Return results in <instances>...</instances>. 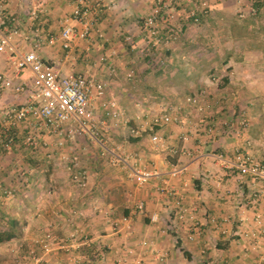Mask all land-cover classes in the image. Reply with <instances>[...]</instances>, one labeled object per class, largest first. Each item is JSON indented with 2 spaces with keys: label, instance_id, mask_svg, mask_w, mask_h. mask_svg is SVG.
Returning a JSON list of instances; mask_svg holds the SVG:
<instances>
[{
  "label": "crops",
  "instance_id": "0c3cea01",
  "mask_svg": "<svg viewBox=\"0 0 264 264\" xmlns=\"http://www.w3.org/2000/svg\"><path fill=\"white\" fill-rule=\"evenodd\" d=\"M188 1L193 2L173 0L171 9L159 21L163 46L152 49L148 47L149 54L157 51L170 59L179 53H191L189 48H185L187 44L180 48L168 44L170 37L175 39L180 36L170 31L167 25L178 16V11H174V8L178 9L183 5L184 10H188L191 8ZM221 1L200 0V6L209 2V8L197 12V24L202 22L203 26L205 20L212 24L221 20L223 15L217 9L231 4V0ZM76 3L75 0H0V25L16 28L17 38L12 44L18 53L35 50L44 62L54 66L61 74L82 73L106 82V98L116 100L120 112L114 123L118 125L119 132L126 129L129 135L122 139L118 133L117 141L120 142H110L112 129L109 131L108 121L113 119L100 107L97 99L92 101L95 124L97 129L105 128L102 132L105 141L97 138L101 142L99 143L87 134L98 151L95 154L86 150V158L84 155L82 158L76 156L81 155L85 147L75 141L79 134L86 133H79L73 139L64 138L63 144L58 145L57 142L63 137L37 123L33 124V130H37L36 145L23 146L25 156L17 160L14 157L18 156L16 147L25 145L24 138L32 131L27 125L12 127V147L7 152L2 149L1 152H6L4 155L0 153V192L10 190L9 185L19 173L25 186H31L32 189H22L19 196L21 206L11 209L9 198L0 194V216L4 219L5 226L2 229H8L13 221L19 233L20 229L36 230L43 225L45 228L54 226L63 232L67 227L77 228L82 225L87 233V240L74 242L75 239H72L69 246L76 249L80 245H87L88 249L82 254L79 252L71 254V257L67 256L72 264H264V225L255 239L244 236L245 232L257 228L252 219L254 212L264 213V191L251 175L242 176L235 168L214 157V154L221 153L224 160L233 162L236 154H246L264 164V112H260L257 118L252 116L244 132L237 127L232 132H225L231 135L219 130L210 136L208 131L185 126L182 117L179 118L182 114L180 108L172 105L168 107L164 103L156 105L153 100L179 99V92H172L171 89L168 91L169 86L172 89L201 88L204 84L211 83L206 73L214 69L216 59L209 58L206 61L203 56L206 52L204 48L200 52V57L203 58L197 57L196 62L189 63L188 60H180L178 56L172 62L161 59V65L158 66L157 63H151L152 58L145 56L144 62L130 64V56L145 52L147 48L141 23L149 14L154 0H105L106 7L98 15L97 24L88 38L69 41L65 48V40L61 38L65 25L63 20L70 15ZM35 7L43 11L36 19H31L29 13ZM180 19L183 20L182 35L186 36L187 31L191 30L187 26L194 22L193 18L182 16ZM67 24L79 26L74 20H69ZM200 30L197 31L199 39L204 36V32ZM129 35L133 37L132 43L126 41ZM50 36L55 38L53 44L47 42ZM17 56L18 54H0V71L13 76V60ZM101 56L104 57L103 60H100ZM226 60L224 63L229 66L230 61ZM129 67L137 72L133 78H130L131 73L125 71ZM153 67H157L158 71L151 74ZM190 69L196 71L195 76L189 74ZM122 73L128 77H119ZM158 76L162 77L157 79ZM18 82L23 84L22 90L2 88L0 99L6 100V103L11 100H19L20 103L29 100L32 94L31 79ZM184 91L182 96L186 99L190 93L186 89ZM260 99L262 100L261 97ZM135 101L138 103L134 104ZM144 101L147 102L145 105L142 103ZM131 105L136 108L133 109ZM163 113L171 114L177 121L156 125L152 131L143 130L141 125L145 117ZM64 128L77 129L78 125L69 123ZM131 129H137L138 133L132 134ZM154 133L161 136L164 142L162 147L151 141V134ZM184 135L187 136L186 140L181 138ZM129 136L138 139L131 142ZM112 144L115 147L110 148L109 145ZM105 148L108 151H104ZM26 149H33L35 152L31 154L33 152ZM174 149L178 151L175 155L171 153ZM120 158L129 166L161 174H167L171 165L175 164L185 165L186 171L167 178V190L175 193L169 195L157 189L159 182L154 179L143 185L136 183ZM14 160L25 161L23 168L29 169L12 176ZM77 170H84L87 174L86 185L80 188L83 190L81 194H76L69 182L73 180V172ZM34 184L37 188L41 187L39 192H43L46 186L50 187L47 194L52 199L59 196L66 201L59 204L58 200H52L53 205H48L51 210L46 209L47 205L43 202L38 203L36 208L31 207L28 200L35 195L32 191ZM177 199L187 209L184 219L176 215ZM140 203L144 205L141 212L137 210ZM30 215H36V218L31 219ZM154 215L158 218L156 221L151 219ZM123 217L129 220L130 232L123 228ZM28 238L31 237L26 235V239ZM18 239H22L20 235ZM142 239H149L150 244L142 247L139 244ZM12 240L14 238L0 243V248L10 244ZM54 240L60 241L56 237ZM59 241L55 244L60 243ZM97 247H103L106 253L93 256ZM160 253L166 254L162 263L157 260ZM61 256L51 253L46 260L57 264L63 261ZM5 257L3 254L0 260L7 262ZM32 261H28V264H33Z\"/></svg>",
  "mask_w": 264,
  "mask_h": 264
},
{
  "label": "rangeland",
  "instance_id": "374dc122",
  "mask_svg": "<svg viewBox=\"0 0 264 264\" xmlns=\"http://www.w3.org/2000/svg\"><path fill=\"white\" fill-rule=\"evenodd\" d=\"M192 1V3L191 1H188L191 5V8L189 7L188 10H184L185 8L183 7V5H180L178 9L175 7L174 11H178V16L172 19L171 23L169 22L167 24L170 31H174L175 35H180L175 39L173 37H170L171 39H168V44L173 45L177 48H180V46L183 44H187L185 48H189V50H191V53L190 51L187 53H179L177 55H174L173 57H170V59H167L164 54L160 55L157 51L155 52V54L152 53L150 55H148V52H141L138 54H134L135 56H130V64L144 62L145 56H149L150 58H152H149L150 61H152L151 63H157L158 66L161 65V59L164 61L168 60L172 62V59L173 61H176L179 57L180 60H188L189 63L196 62V58L202 55L200 53L201 50H204L205 48L206 52L205 54H203L205 60L208 61L209 58L216 59L217 63L216 66L213 67L214 69H211L206 73V76L211 79V83L204 84L201 88H184L188 90L187 93H190L187 95V97H195L196 102L192 104L191 102L187 101L184 96H182L185 93L184 89H172L170 88V86L168 91H170V89L172 90V92L177 90L180 96L179 99H175L174 101H167V99L163 100L162 98H160L153 100V102L156 103V105L164 103L167 104L168 107L169 105L177 106L178 109L180 108L179 111H181L182 113L181 116H178L179 118L182 117L185 126H192L196 129H203L204 131H208V135L210 136H212V134H215L219 130H221L222 132L224 131L223 134L231 135V133L225 132L227 130H230L232 132V129L234 127H237L241 132H244V128L249 125V119L252 116H256L257 118V115L261 114L260 112H264V0H231V4L217 9V12L221 13L224 16H222L221 20H218V22L216 23L213 22V24L205 20L203 26L201 24L202 22H200V24L191 22L192 24L187 26L191 30H188L185 36V34L182 35L181 24L183 23V20H181L180 18L182 16H188L190 18L191 12H199L201 7L200 3L202 2H200V0ZM219 2L222 1L219 0ZM208 3L205 2L206 5H203L206 10L209 8ZM188 23H190V21ZM201 28L202 30H200ZM199 30L204 32V36L201 39L197 37V31ZM16 38L17 36L15 34L11 35V42L15 43ZM225 59L230 61L229 66L224 63ZM125 71L132 74L130 78L136 76L137 73L133 67H129ZM157 71L158 69L157 67H155L154 69H152L151 74ZM190 71L191 72L189 74H194L193 76H195L196 71L194 69H190ZM185 73L186 72H184V74ZM119 77L127 78L128 76L122 73ZM161 77L162 76H158L156 78L160 79ZM225 78L228 79L227 83L225 82ZM29 79H31L30 70L28 68H25L19 75V79L17 81L20 80L26 82ZM1 93L2 90H0V94ZM260 97L262 98V100L260 99ZM6 102V100L0 99V111L3 110L2 116L4 111L8 108L22 104L19 100H11L8 103ZM135 103L138 102L135 101L134 104ZM142 103L145 105L147 102L144 101ZM132 105L131 107L135 109L136 107H133ZM148 118L149 116L145 117V119ZM112 121H108V125L110 126L109 131L112 129L110 135L112 139L110 140V142H116L117 144L120 142L117 141L118 133L119 135H121L122 139L128 137L129 133L126 132V129H123V132H119V127H117L118 125L114 123V119ZM37 123L38 119L33 117L31 119H28L24 124L21 125L29 126L32 131V133L30 132V134H33L36 137L37 130H33L35 128L33 124ZM104 129L100 127H98L97 129L98 138L100 140L104 137V135L102 134ZM200 132L203 133V131L201 130L199 131V133ZM91 139L92 138H90V136H87V134H79L76 137L75 141L78 144L81 143V146L85 147V151H83L81 155H76L78 158H82V155H84V158H86V150H88V152H94L96 154L98 149L96 147V144L93 143ZM103 140L105 141V138ZM12 144L13 141L11 142L10 148L12 147ZM17 145H19L18 142ZM105 145L108 146L107 143H105ZM23 146H26V144L16 147L18 149L17 154L19 157H14H17V160L25 156V150L23 149ZM109 147L113 148L115 147V144L109 145ZM27 150L28 149H26V151ZM5 151H0V153L4 155V153L7 152ZM28 151L30 153L33 152L31 154H34L35 152L33 149H29ZM24 165L25 161L22 160L18 162L14 160V164L12 166V171L14 173L12 176H14L15 173L17 174L18 172H23L29 169V167L23 168ZM19 176L20 173L18 177H15L16 180L14 182H10L11 184L9 183L11 194L7 197L9 198L8 204L10 205V209L15 208L16 206H21L19 205V196L22 189H32L31 186H25L24 181L19 178ZM72 181L69 180L72 189L76 192V194H81L83 190H80V187H78L76 183ZM40 188L41 187L37 188L34 184V188L32 191L33 193H35V195L33 198L28 200V203H30L31 207L36 208L38 203L41 204L43 202L47 205V209L49 208L48 205H53L52 200H58L59 204L66 201H63L64 199L59 196L55 197V199H52V196L50 194H47V190L51 189L50 187H44L43 192H39ZM41 199H44V201H42ZM49 210H51V208H49ZM31 216L32 215H30V217ZM35 218L36 215L31 217V219ZM31 219L29 220L31 221ZM3 220L4 219L2 218V216H0V229H2L3 227L5 228ZM47 230L51 231L54 237L60 239V241L54 240L52 242H48L49 251H45L42 246L44 243L42 241L43 234ZM61 232H63V230L60 231L54 226L45 228L44 225L43 227L41 226L36 230H27L24 228L20 229V233L18 232L17 237L14 238V240H12L10 244L2 245V247L0 248V257L4 254L6 255V260H8L7 262L0 260V264H28V261L32 260L33 264H53L46 260L48 254L51 253L62 255L61 258H63V261H60V263L57 264H72V262L67 259V256L71 257V254L79 252L82 254V252H86L88 248L86 247L87 245H80V247L76 249L74 247H70L69 245L72 243L70 240L75 239V241L73 240L74 242H85L88 238H86L87 233L85 229H83L82 225L77 226V228L67 227L63 233ZM70 234H74V236ZM19 235L22 239H18ZM26 235L31 238L26 239ZM28 241L30 242V244H27ZM56 241H59L60 243L55 244ZM95 250L97 251H95V253H92V255L95 257L97 254L103 255L106 253V250L103 249V247H97V249ZM92 251L93 250L90 251V254ZM114 263L117 264L116 262ZM97 264L103 263L100 262Z\"/></svg>",
  "mask_w": 264,
  "mask_h": 264
},
{
  "label": "built area",
  "instance_id": "2783aa9c",
  "mask_svg": "<svg viewBox=\"0 0 264 264\" xmlns=\"http://www.w3.org/2000/svg\"><path fill=\"white\" fill-rule=\"evenodd\" d=\"M75 1H77V3L72 8L70 15L63 20L65 25L61 31V38L65 40L63 43V47L65 48L68 47L69 41L75 39L85 40L88 38L92 28L97 24L98 15L106 7L105 0ZM172 5L173 0H154L149 14L144 17L141 23V32L145 37V45L147 46L145 52L149 50L148 47L152 49L153 47L160 46L164 42L163 34L159 27V21L164 18V15L171 9ZM203 5L205 4H201L200 8L202 9H200V11L205 9ZM42 11L43 10H40L38 7H35L30 10L29 17L31 19H36L38 14ZM191 17L194 22H199V14L197 12H191ZM69 20H74L79 26L67 24ZM16 32V28L10 29L7 25H0V54H18L17 58L13 60L15 67L13 76H8L0 71V88H11L15 91L22 90L24 86L17 80L23 69L28 68L31 73L32 94L30 99L26 102L4 111L2 126L0 127V151L2 149L8 150L11 146L13 139L11 138L10 129L24 124L25 121L33 117L37 118L38 123L45 128L63 137L57 142L58 145L63 144L64 138L73 139L79 133H86L101 143L100 141L102 140L98 138L92 101L95 99L99 100L100 107L105 110L106 114L112 119H117L120 116L116 100L106 98V82L98 81L82 73L69 72L61 74L54 66L44 62L35 50L18 53L10 39V34H16ZM132 40L133 37L130 35L126 38L127 42L132 43ZM54 41V36H50L47 42L48 44H53ZM103 59L104 57L101 56L100 60ZM186 100L192 104L196 102L195 97L188 96ZM172 121H177V118L169 113H163L145 119L142 122L141 127H143V130L145 131H152L154 126L167 124ZM69 123H76L78 128L65 129L64 126ZM130 132L132 134H137L138 130L131 129ZM181 138L182 140H186L187 136L184 135ZM151 141L156 146L162 147L164 145L161 136L157 133L151 134ZM24 142L25 144L33 146L37 143L36 137L33 134L27 135ZM104 151L108 150L105 148ZM171 153L175 155L178 151L174 149ZM214 157L226 162L229 167L235 168L242 176L247 174L251 175L259 182L264 191L263 163L254 160L246 154H236L233 162L224 160L221 153L214 154ZM121 161L127 165L128 174L136 183L143 185L154 179L159 182L157 189L161 192H166L169 195H174L175 193L171 190H167V178L170 176H177L186 171L185 165L175 164L171 165L167 174H161L152 170L129 166L124 159H121ZM72 178L78 187L83 188L86 185L87 174L84 170L73 172ZM0 194L7 197L11 194V190L4 189ZM175 206L177 217L184 219L187 215V209L179 199L175 201ZM143 207L144 205L140 203L137 210L141 212ZM151 219L156 221L158 218L154 215ZM252 219L257 228L245 232L244 236L249 239H255L261 232L260 228L264 225V213L256 211L254 212ZM122 223L126 232H130L131 225L129 220L126 217H123ZM53 239L54 236L51 231L47 230L44 232L42 240L44 243L42 246L45 251H49L48 242H52ZM139 244L142 247H146L150 242L149 239H142ZM165 258V253L158 254V263L164 262Z\"/></svg>",
  "mask_w": 264,
  "mask_h": 264
},
{
  "label": "trees",
  "instance_id": "16d2710c",
  "mask_svg": "<svg viewBox=\"0 0 264 264\" xmlns=\"http://www.w3.org/2000/svg\"><path fill=\"white\" fill-rule=\"evenodd\" d=\"M228 79L225 78V82L227 83ZM146 133V132H144ZM131 142L136 141L138 137L133 138L130 137L128 138ZM18 235V230L15 226V221L11 223V226L8 229H0V243L9 241L13 238H15Z\"/></svg>",
  "mask_w": 264,
  "mask_h": 264
}]
</instances>
